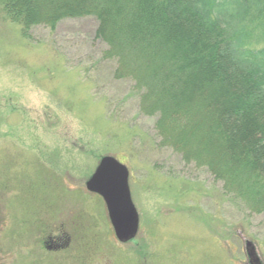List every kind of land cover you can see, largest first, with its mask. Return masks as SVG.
<instances>
[{"label": "rangeland", "instance_id": "obj_1", "mask_svg": "<svg viewBox=\"0 0 264 264\" xmlns=\"http://www.w3.org/2000/svg\"><path fill=\"white\" fill-rule=\"evenodd\" d=\"M98 26L25 34L0 5V264H250L248 242L264 264V213L161 146ZM252 39L263 47L264 31ZM106 156L130 172L140 227L128 243L86 188Z\"/></svg>", "mask_w": 264, "mask_h": 264}, {"label": "trees", "instance_id": "obj_2", "mask_svg": "<svg viewBox=\"0 0 264 264\" xmlns=\"http://www.w3.org/2000/svg\"><path fill=\"white\" fill-rule=\"evenodd\" d=\"M37 2L45 3L44 7ZM26 34L94 17L161 146L264 213V0H0Z\"/></svg>", "mask_w": 264, "mask_h": 264}, {"label": "water", "instance_id": "obj_3", "mask_svg": "<svg viewBox=\"0 0 264 264\" xmlns=\"http://www.w3.org/2000/svg\"><path fill=\"white\" fill-rule=\"evenodd\" d=\"M86 188L104 199L118 240L128 242L135 238L139 216L131 198L127 167L113 157L103 158ZM248 250L253 263L259 264L251 244H248Z\"/></svg>", "mask_w": 264, "mask_h": 264}]
</instances>
